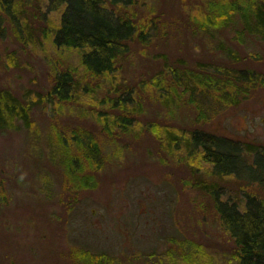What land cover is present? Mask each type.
Wrapping results in <instances>:
<instances>
[{"label":"rangeland","instance_id":"1","mask_svg":"<svg viewBox=\"0 0 264 264\" xmlns=\"http://www.w3.org/2000/svg\"><path fill=\"white\" fill-rule=\"evenodd\" d=\"M134 1L129 13L120 12L135 21L146 16L153 25L143 42L128 43L109 76L122 84V90H133L142 107L141 113L129 117L125 131L120 133L123 126L108 122L110 130L104 132V118L95 114H104L108 108L105 92L100 90V101L87 95L74 108L53 117L47 105L35 107L33 132L18 122L20 129L0 134V264H75L76 249L111 256V264H187L184 258L166 255L172 242L182 240L201 246L207 255L192 260L194 264H236L231 260L232 242L220 226L212 200L196 183L217 178L208 165L192 163L181 146L167 151L150 128H172L183 137L200 129L264 147V86L238 95L237 103L218 102L211 109L201 103L208 118L196 123L191 106H164L160 94L164 86L157 90L152 84L168 81L169 85L167 72L172 69L198 74L205 66L210 73L227 67L264 74V44L254 40L241 44L232 29L225 30L218 39L238 56L230 61L214 50L212 41L194 31L190 15L201 0ZM33 25L39 39L27 43L15 38L6 20L0 23V89L19 99L46 94L53 85V68L76 67L81 72L76 51L55 49L40 36L44 24L36 20ZM113 110L118 116L119 111ZM51 128L59 134L86 131L101 144L103 166L85 168L81 176L87 182L78 188L64 168L46 158L45 141L51 137L47 134ZM248 163L236 159L234 172L252 175L257 171L258 177L264 176V169L255 170ZM219 183L223 197L240 204L244 193L264 196L262 188L245 187L235 178ZM150 253L160 260L146 257Z\"/></svg>","mask_w":264,"mask_h":264},{"label":"trees","instance_id":"2","mask_svg":"<svg viewBox=\"0 0 264 264\" xmlns=\"http://www.w3.org/2000/svg\"><path fill=\"white\" fill-rule=\"evenodd\" d=\"M130 3L134 5L135 1L0 0V23L6 20L12 25L17 40L35 43L39 39V30L36 31L37 26L33 22L39 20L44 24L40 36L50 40L59 51L62 48L76 51L81 71L76 67L53 68L52 87L46 94L33 98L19 99L9 90L0 89V134L20 129L18 122L27 132H33L31 113L35 107L47 105L53 117L74 108L87 95H93L95 101H100V90L105 92L104 101L108 108L104 114H95L103 116L104 132L110 130L108 122L123 126L120 133L126 130L131 120L129 117L141 113L142 107L137 104L133 90H122V84L115 83L112 78L109 80V76L116 70L118 59L127 52L128 43L133 39L143 42L153 25L146 16L138 21L126 16L124 12H130ZM194 12L190 15L194 31L212 41L214 50L230 61L238 60V56L233 48H228L223 40L218 39L225 30L232 29L234 39L241 44L246 45L250 40L264 44V0H201L200 7ZM53 19L57 22L54 23ZM207 67L198 74H179L172 69L167 72L171 77L169 85L168 81L164 85L158 81L152 84L157 90L164 86L160 93L164 95L162 104L169 107L173 104L176 108L184 104L191 106L196 112L194 121L204 122L208 118L207 109L216 103H237L238 95H246L251 89L264 86V74L227 67L215 68L210 73ZM160 94L157 99L161 98ZM110 97H114L113 100ZM201 103H207V109ZM113 109L119 111L118 116ZM122 119H127L126 123L117 122ZM150 131L162 138L167 151L181 146L193 158L192 163L208 165L211 175L217 178L211 183H196L211 198L220 226L232 242L231 260L236 264H264V196L244 193L240 204L224 198L219 183L226 178H235L246 183L245 187L252 185L264 190V176L258 177L257 171L252 175L234 172L236 159L239 163L249 162L255 170L264 169V147L240 144L200 129L190 131L185 137L175 129L156 125ZM47 134L51 135H46L45 141L47 160L64 168L66 176L77 188L81 182H87L81 176L85 168L99 170L103 166L101 144L89 132L68 130V133L59 134L51 128ZM166 253L171 258H184L187 264L207 257L201 246L188 240L172 242ZM72 255L75 264L114 262L111 256L92 254L83 249H76ZM146 257L160 260L153 253Z\"/></svg>","mask_w":264,"mask_h":264}]
</instances>
